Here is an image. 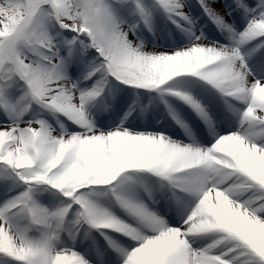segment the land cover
<instances>
[{"label": "snow or ice", "instance_id": "snow-or-ice-1", "mask_svg": "<svg viewBox=\"0 0 264 264\" xmlns=\"http://www.w3.org/2000/svg\"><path fill=\"white\" fill-rule=\"evenodd\" d=\"M0 264H264V0H0Z\"/></svg>", "mask_w": 264, "mask_h": 264}]
</instances>
